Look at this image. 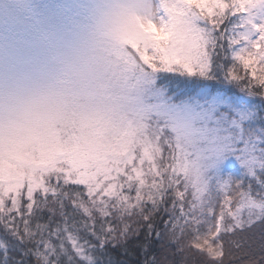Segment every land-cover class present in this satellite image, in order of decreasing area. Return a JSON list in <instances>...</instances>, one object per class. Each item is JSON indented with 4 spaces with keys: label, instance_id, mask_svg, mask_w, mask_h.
<instances>
[{
    "label": "snow or ice",
    "instance_id": "1",
    "mask_svg": "<svg viewBox=\"0 0 264 264\" xmlns=\"http://www.w3.org/2000/svg\"><path fill=\"white\" fill-rule=\"evenodd\" d=\"M5 3L0 81L57 58L68 0ZM118 108L0 146V264H264V0H127ZM121 257L125 259H121Z\"/></svg>",
    "mask_w": 264,
    "mask_h": 264
},
{
    "label": "rangeland",
    "instance_id": "2",
    "mask_svg": "<svg viewBox=\"0 0 264 264\" xmlns=\"http://www.w3.org/2000/svg\"><path fill=\"white\" fill-rule=\"evenodd\" d=\"M126 2L100 0L92 13L73 11V22L62 37L55 62L42 75L15 84L7 93L0 89V146L41 148L59 140L58 133L50 139L46 123L47 115L55 112L51 105L55 99L49 97L55 96L52 89L60 94L62 109H69L73 122L80 115V129L119 107L125 74L119 13ZM5 3L14 4L13 0H0V5ZM28 3L20 0L24 7L16 12L21 28L31 23ZM3 19L0 9V22ZM72 33L76 41L69 46L65 41Z\"/></svg>",
    "mask_w": 264,
    "mask_h": 264
},
{
    "label": "trees",
    "instance_id": "3",
    "mask_svg": "<svg viewBox=\"0 0 264 264\" xmlns=\"http://www.w3.org/2000/svg\"><path fill=\"white\" fill-rule=\"evenodd\" d=\"M50 93L55 94V96H49L53 99H55L54 102H51V105L53 106V109L55 108V112H50V114L47 115L46 123L51 131L50 139L54 138V134H59L60 138L67 137L72 134V131L80 130L79 125V118L80 115L75 116V121H72V118L70 116L69 109H62V103L63 100L60 97V94L56 91V89H52ZM60 104L59 107H57ZM59 138V139H60ZM56 140V139H55ZM140 257H137L136 254H133L131 258L128 260V264H135V261L139 259ZM121 259H125L121 257Z\"/></svg>",
    "mask_w": 264,
    "mask_h": 264
},
{
    "label": "clouds",
    "instance_id": "4",
    "mask_svg": "<svg viewBox=\"0 0 264 264\" xmlns=\"http://www.w3.org/2000/svg\"><path fill=\"white\" fill-rule=\"evenodd\" d=\"M14 4H19L20 0H13ZM69 3L74 5L73 11H79L82 13H92L99 5L100 0H68ZM76 41L75 33H72L67 39L66 43L71 46ZM43 74V71L36 72L32 77H37ZM14 85L7 81H0V89H3L5 93L9 91Z\"/></svg>",
    "mask_w": 264,
    "mask_h": 264
}]
</instances>
